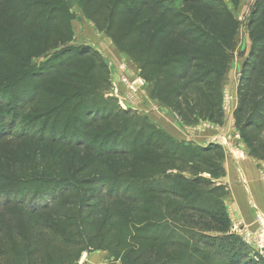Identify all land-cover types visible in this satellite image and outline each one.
Returning <instances> with one entry per match:
<instances>
[{
  "label": "trees",
  "instance_id": "trees-1",
  "mask_svg": "<svg viewBox=\"0 0 264 264\" xmlns=\"http://www.w3.org/2000/svg\"><path fill=\"white\" fill-rule=\"evenodd\" d=\"M71 2L137 64L151 98L184 123H222L220 82L233 59L238 27L226 0H0V45L14 37L26 41L18 64L0 71V264H77L95 242L121 264H264L230 231L223 203L228 192L217 181L223 175L220 146L171 137L156 144L154 132L140 140L144 131L130 110L97 114L99 104H111L100 90L108 78L96 51L67 45L76 17ZM248 30L253 44L233 116L249 154L264 160V0L255 1ZM55 46H61L56 55L73 54L57 65L51 59L34 65V58ZM68 73L65 82L75 86L63 90ZM30 90L36 95H27ZM37 94H50L37 104L40 115H49V136H37L45 123L28 113ZM86 99L94 115L82 119L77 109ZM19 121L36 130H19ZM69 123L94 127L83 136L100 146L84 152V162L68 176L59 178L63 167L52 165L29 170L51 145L50 152L65 158L60 147L75 144L76 132L69 139L53 135L61 126L64 133L73 129ZM109 140L127 147H109ZM88 169L91 174L76 178ZM49 184L61 188L48 191Z\"/></svg>",
  "mask_w": 264,
  "mask_h": 264
},
{
  "label": "rangeland",
  "instance_id": "rangeland-1",
  "mask_svg": "<svg viewBox=\"0 0 264 264\" xmlns=\"http://www.w3.org/2000/svg\"><path fill=\"white\" fill-rule=\"evenodd\" d=\"M256 0H226V6L228 9L232 12V14L236 17L238 20V27L237 32L234 38L235 46L233 50V59L230 63L229 69L227 74L224 76L221 85H222V112H223V118H225V113L229 115L230 109L232 106H234V101L232 102V94L233 96L238 94L237 89H239L240 84H242V68L244 62L248 59L250 54V49L252 48V41L249 37V30H248V20L251 15V11L254 7ZM71 12L76 13V17L71 20V28L73 32V36L71 41H68L67 45L70 48H73L74 50L82 47H86L90 51H96L99 54L100 60L105 66V75L107 76V86L102 87L100 90H102L101 94H103V98L110 99L108 102H111L110 105H98V109H100V112L97 113L99 115L107 113V111L115 110L116 108H121L122 110H130L129 116H132V113H134V116L136 120H138L139 128L144 131V134L139 139L144 140L145 138H148L152 132H154V135L152 136V140L156 144H162V142L165 143L166 138L171 137L174 139V141L185 143L184 141H180L176 138H174L172 135H170L169 132H167L162 126L158 118H154L153 115L150 114L152 112V108L155 106H148L149 101L154 104V102H158L157 100L151 98L149 95V84L146 82V86L140 90L138 93L136 100L132 101L130 99V96L128 94V91L125 87L124 80H132L134 77L139 74L137 71H139V68L137 64L129 57L127 54L123 51H121L115 43L112 41V39L106 35L104 32L97 29L96 25L94 24L93 20L90 18L85 17L82 7L78 6L77 4H74V2H71ZM1 33L0 38H4V35ZM114 46V47H113ZM61 46H55L50 50L48 54H46L45 57H36L34 58V65L42 64L46 60H52V62L57 65L60 61H66L68 60L69 54H73V52H63L58 55H56ZM26 49V41L24 38H21L20 40H17V37L12 38L8 43L0 45V71H6L11 70L12 67L16 66L18 64L17 57L20 54V52L24 51ZM86 49V50H87ZM76 51H74L75 53ZM140 75V74H139ZM141 76V75H140ZM71 77L70 73L66 75L62 80L64 86H67L63 88L69 89V87H74L75 84L73 82H65V80H69ZM83 77L76 76V80H80ZM36 81V80H35ZM55 83V82H52ZM62 88V87H61ZM83 91V89L81 90ZM30 94L33 96V91H28L27 95ZM89 94V93H88ZM50 100V94H42L38 96L34 103H31L28 105L29 108V115L33 118L35 116H40L39 121L44 122V127L41 131H37V136H41L42 134L49 136L51 134V121H49L48 125H46L45 117H48L49 115H40V111L42 109L39 108L38 102ZM146 100V101H145ZM143 101H145L143 103ZM87 102V99H86ZM142 102V103H141ZM238 105V102H237ZM84 107H79L77 109L78 114H80V118L88 119L90 116H93L94 114L91 112L93 110L94 105H91V102H87ZM92 106V107H91ZM164 107V106H163ZM151 108V110H149ZM170 111V113H175L171 109L164 107ZM236 109V108H235ZM42 114V113H41ZM38 118V117H37ZM35 119V118H34ZM202 121H206V119L198 118L197 121H194L195 123H199ZM38 122V121H37ZM194 122H188L186 125L193 124ZM21 121L17 123V127L19 130L22 128H27V130L34 131L36 130L33 126L30 128L29 124L21 123L24 127L20 125ZM194 123V124H195ZM69 126L74 125L73 129H68L70 131L64 133V128L61 126L59 130L54 133L53 136L57 140L61 139H69L73 132H76L77 140L71 147L63 146L58 147L61 148V150H64V157L65 158H58L54 152H50L49 149H51L52 145L49 148H43L45 152L42 155H37L33 159L32 164H28V168L31 171H40L45 165H52L53 169H60L63 167V169L59 170L56 175H59V178H62V176H68L73 170L77 169L81 165L83 159L85 158L84 152H88L89 150H93L94 148H98L100 146V142L98 141L96 143H93L94 140L87 138L88 136L84 137L85 133L90 132L91 134L97 130L94 129H81L79 127V124L77 123H69ZM67 127V126H66ZM65 127V128H66ZM134 127L135 132L137 133L139 128ZM46 128V129H45ZM39 129V127L37 128ZM63 129V130H62ZM132 130L133 128H129ZM132 135L130 138L129 135V142H132V139L136 136V134ZM264 132L260 133V135H263ZM126 134H122L121 137L125 138L124 136ZM79 136V137H78ZM77 141L80 142L77 144ZM210 141V140H206ZM103 142V141H102ZM129 143V144H130ZM109 147H115L124 149L126 148L124 144L120 143L117 140H109L108 141ZM190 144V143H189ZM216 145L213 142H209L208 144L205 143V145H196L195 146H207V145ZM245 144V143H244ZM43 143L38 144L37 146H41ZM124 145V148H123ZM192 145V144H190ZM56 146V145H53ZM219 146V145H218ZM86 147V148H85ZM221 147V146H220ZM245 147L247 148L246 144ZM93 148V149H92ZM129 148V147H128ZM222 148V147H221ZM223 150V149H222ZM248 150V148H247ZM94 151V150H93ZM249 152V150H248ZM249 154V153H248ZM213 155V154H212ZM250 155V154H249ZM215 157V154L213 155ZM253 157V156H252ZM259 166L264 163V160L258 159ZM101 163L98 165V168L102 170L104 168V161H100L99 159L96 160V162ZM128 162V161H127ZM128 163H126V171ZM103 171V170H102ZM107 174L111 173V171H106ZM91 174V169H88L86 171H82L79 173L76 178H85ZM103 174V172H102ZM203 176L208 177V174L202 173ZM126 174L124 177H127ZM218 181V180H217ZM221 183V182H219ZM48 191L51 190H59L61 186H55L52 187V184L48 185ZM53 188V189H52ZM42 200V199H41ZM246 245L250 248L248 250V254L252 256L254 260L256 258H260L258 255L257 250L253 247L254 245L251 242H246ZM93 248H87L89 251H83L86 252L89 255V258L87 259V264H121L120 259L114 258L115 256L109 249H103V248H97V242L94 243L92 246ZM82 252V253H83ZM257 254V255H255ZM262 257V256H261ZM80 259V258H79ZM91 261V263H90ZM77 264L79 262L77 261Z\"/></svg>",
  "mask_w": 264,
  "mask_h": 264
},
{
  "label": "crops",
  "instance_id": "crops-1",
  "mask_svg": "<svg viewBox=\"0 0 264 264\" xmlns=\"http://www.w3.org/2000/svg\"><path fill=\"white\" fill-rule=\"evenodd\" d=\"M231 97L234 106L230 109L229 115L225 113L221 124L206 119L186 125L175 113H170L159 102L152 104L149 101L148 106L155 105L150 114L162 121L161 126L174 138L192 145L213 142L222 147L223 175L218 178V182H221L228 192L223 198L225 209L231 222H239L254 231L257 227L256 215L264 214V184L260 177V161L248 154L235 127L233 112L237 107L238 94L234 96L232 94ZM88 258L89 255L86 253L83 264L89 263Z\"/></svg>",
  "mask_w": 264,
  "mask_h": 264
},
{
  "label": "built area",
  "instance_id": "built-area-1",
  "mask_svg": "<svg viewBox=\"0 0 264 264\" xmlns=\"http://www.w3.org/2000/svg\"><path fill=\"white\" fill-rule=\"evenodd\" d=\"M125 87L128 91L130 99L135 101L142 88L146 86L145 79L137 74L132 80H124ZM260 177L264 184V163L259 168ZM257 227L252 231L247 226L239 222H231L230 231L240 236L244 241L251 242L254 248L257 250L258 255H261V248L264 246V214L256 215ZM257 255V254H255ZM86 256V252H83L78 260L79 264H83V259ZM257 259V258H256Z\"/></svg>",
  "mask_w": 264,
  "mask_h": 264
},
{
  "label": "water",
  "instance_id": "water-1",
  "mask_svg": "<svg viewBox=\"0 0 264 264\" xmlns=\"http://www.w3.org/2000/svg\"><path fill=\"white\" fill-rule=\"evenodd\" d=\"M261 255H262V258L264 260V246H263V248H261Z\"/></svg>",
  "mask_w": 264,
  "mask_h": 264
}]
</instances>
